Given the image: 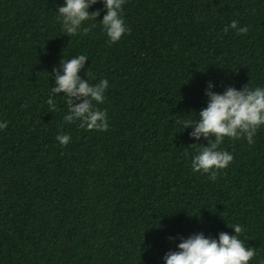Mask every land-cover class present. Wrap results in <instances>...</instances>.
I'll list each match as a JSON object with an SVG mask.
<instances>
[{
    "label": "trees",
    "instance_id": "1",
    "mask_svg": "<svg viewBox=\"0 0 264 264\" xmlns=\"http://www.w3.org/2000/svg\"><path fill=\"white\" fill-rule=\"evenodd\" d=\"M59 4L0 0V264H164L182 238L231 235L235 223L258 253L248 264H261L264 126L251 145L225 138L234 159L212 180L191 169V145L208 141L175 121L198 118L209 83L264 85V0H125L130 32L115 43L99 0L96 26L72 36ZM233 20L247 33L225 32ZM79 54L82 79L109 81L96 105L105 132L65 123L62 97L46 103L53 69Z\"/></svg>",
    "mask_w": 264,
    "mask_h": 264
},
{
    "label": "clouds",
    "instance_id": "2",
    "mask_svg": "<svg viewBox=\"0 0 264 264\" xmlns=\"http://www.w3.org/2000/svg\"><path fill=\"white\" fill-rule=\"evenodd\" d=\"M97 2L98 0H62L55 12L62 31L68 36L87 34L90 27L96 26V18L100 15L99 9L89 10ZM99 2L106 10L98 21L99 25L109 43H115L130 32L122 14L125 0ZM249 27L239 26L238 21L233 20L224 31L235 29L238 34H246ZM86 60L88 57L84 54L61 60L59 70L53 69L51 73L55 78V86L50 87L51 95L47 94L46 103L49 110L54 111L57 107L56 97H62L67 107L63 116L65 123L79 121V126L85 130L105 132L109 127L107 112L96 105L104 102L109 81L100 78L98 82L91 83L88 70V79H82L78 73L84 68ZM211 88L212 84L209 83L206 107L196 112L198 118L176 119L175 124L179 131L190 127L189 137L194 141H200L201 138L208 141L207 145H191L194 146L191 169L193 172L206 173L210 179L215 180L217 172L228 167L234 159L231 152L220 147L225 138H244L251 145L258 129L264 126V85H246L239 89L227 87L222 93L211 91ZM60 93L64 95L60 96ZM7 126V121H0V130ZM55 139L61 146H65L70 142L71 136L62 132ZM229 227L234 230V234L220 232L218 238H212L205 236L203 232H197L182 238L175 250H169L162 257L164 264H248L258 255L255 247L246 246L245 241L240 238L243 228L239 223Z\"/></svg>",
    "mask_w": 264,
    "mask_h": 264
}]
</instances>
